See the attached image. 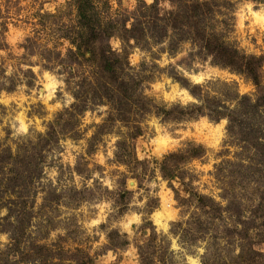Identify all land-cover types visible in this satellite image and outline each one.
<instances>
[{"label":"rangeland","instance_id":"1","mask_svg":"<svg viewBox=\"0 0 264 264\" xmlns=\"http://www.w3.org/2000/svg\"><path fill=\"white\" fill-rule=\"evenodd\" d=\"M0 264H264V0H0Z\"/></svg>","mask_w":264,"mask_h":264},{"label":"bare ground","instance_id":"2","mask_svg":"<svg viewBox=\"0 0 264 264\" xmlns=\"http://www.w3.org/2000/svg\"><path fill=\"white\" fill-rule=\"evenodd\" d=\"M198 79H199V77H198ZM157 218V217H156ZM159 218V217H158ZM159 222H161V221H159ZM162 225V224H161ZM163 225H165V223H163Z\"/></svg>","mask_w":264,"mask_h":264}]
</instances>
